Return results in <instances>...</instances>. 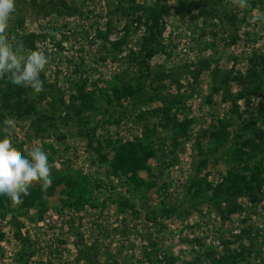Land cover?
Masks as SVG:
<instances>
[{"label": "rangeland", "instance_id": "1", "mask_svg": "<svg viewBox=\"0 0 264 264\" xmlns=\"http://www.w3.org/2000/svg\"><path fill=\"white\" fill-rule=\"evenodd\" d=\"M4 35L50 60L0 138L52 184L0 200V264H264V0H16Z\"/></svg>", "mask_w": 264, "mask_h": 264}, {"label": "clouds", "instance_id": "2", "mask_svg": "<svg viewBox=\"0 0 264 264\" xmlns=\"http://www.w3.org/2000/svg\"><path fill=\"white\" fill-rule=\"evenodd\" d=\"M237 3L244 7L246 0H237ZM15 11L16 0H0V79L31 95H39L44 91L41 76L50 60L39 51L14 44L4 35ZM5 124L12 128L15 121L7 120ZM34 183H39L45 191L52 184L48 154L37 147L23 155L9 138H0V200L22 203Z\"/></svg>", "mask_w": 264, "mask_h": 264}, {"label": "trees", "instance_id": "3", "mask_svg": "<svg viewBox=\"0 0 264 264\" xmlns=\"http://www.w3.org/2000/svg\"><path fill=\"white\" fill-rule=\"evenodd\" d=\"M147 149V148H146ZM147 152V150H146ZM124 159L122 158V156H118V158L116 159V161L114 162V167H113V171L114 173H120V172H125V168H124ZM31 198H35V195L32 194V197Z\"/></svg>", "mask_w": 264, "mask_h": 264}]
</instances>
